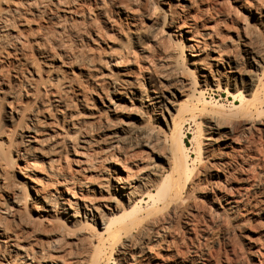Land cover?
<instances>
[{
    "label": "bare ground",
    "instance_id": "obj_1",
    "mask_svg": "<svg viewBox=\"0 0 264 264\" xmlns=\"http://www.w3.org/2000/svg\"><path fill=\"white\" fill-rule=\"evenodd\" d=\"M73 1L0 0V44L9 48L12 46L14 54L18 56L19 51L24 49V38L33 40L40 51L45 68L58 76L59 81L62 76L56 64L61 61L41 48L42 45H49L51 41L38 33L23 37L21 31L29 29L32 25L27 16H40L46 10L51 16L61 13L90 14L89 9L83 5L72 8L70 5ZM231 1L244 10L246 18L254 22L264 21V4L257 2V5H251L246 0ZM164 2L170 18L167 21L165 18L161 20L160 15L154 16L150 18L151 27L163 28L167 24L172 27V32H177L178 37L184 35L187 43L180 46V55L182 58L185 50L189 52L188 61L193 70H186L195 79V84H198L194 86L191 96H185L183 104L170 103L163 90L153 82H148L149 78H146L148 90L142 87L144 85L140 81L144 73L140 72L142 69L139 66H136L138 70L132 69V65L140 61L144 63V68L148 69L147 66L151 67L154 62L150 60V43L142 40L133 24L131 25L134 31L132 30L129 36L130 41L136 43L138 51L126 43L103 36L101 31L97 30V41L104 43L106 47L102 54L99 52L97 56L92 55L87 59L80 54L70 63L60 64L61 67H68L71 73L73 68L88 70L89 79L94 84L102 83L106 86L105 91L100 93L104 95L102 98L96 94L91 95L90 99L84 96L78 100L77 106L66 102L60 94H55L50 106L47 103L42 105L43 110L39 117L33 112L22 115L15 109L14 102H9L11 106H8L4 114L7 120L13 123L22 115L24 122L18 127V131L16 130L23 145L22 150L16 151V156L24 163L22 168L17 169L24 178L25 192L23 190L24 194H12L6 201L0 202V214L6 216L0 218V264H103L108 261L113 247L117 245L123 255L133 259L134 253L129 251L137 249V254L151 253V248L155 245L150 241L158 243L156 239L153 240V234L169 247L173 237L166 235L165 224L172 219L177 203L182 201V183L191 185L192 181L199 177L200 173L195 172V167L203 158L200 143L198 148L196 147L195 159L185 143L184 126L187 117L184 119L183 114L190 112L189 120H195L199 107H204L200 111L208 107L217 109V114L207 117L204 126L206 134L200 139L207 142L206 145L212 144L211 146L223 141L222 145L232 151L240 148L238 136L235 139L228 137L232 129L229 127L230 119L224 115L240 108L259 110L264 105L261 97L254 94L247 99L245 93L256 87L257 81H263L264 85V78L259 80L255 77L264 75V49L258 48L252 40L251 43L246 41L244 44L243 52L256 75H250L243 86L242 72H239V66L235 63L237 60L229 57L223 50L226 48H223L222 43L211 39L216 36V26L203 25V35L211 40L210 44L200 40L198 24L194 23L196 19L192 15L200 9L198 1L163 0ZM146 3L149 7V1ZM103 4L97 5V10L105 18L107 15ZM114 6L120 18L131 23L136 22L132 8L119 3H114ZM173 6L179 7V10L172 12ZM156 8L155 5L150 8L153 15L156 14ZM207 11L208 9L201 10L202 17L199 15L204 21L209 13ZM209 16L211 18V14H208ZM243 29L245 31V28ZM148 39V42H152L151 44L159 50L155 65L171 70L181 79L182 84H189L185 78V67H182L172 49L163 45L164 42L157 35ZM97 41H94L95 44H98ZM208 49L210 55L205 54ZM95 59L98 61L95 64L98 63L103 70L108 71L107 73L105 70L101 71L102 69L94 75L90 72V64ZM17 61L31 65L34 74L39 77L35 64L28 58ZM109 67L114 70H107ZM222 94H227L228 98L232 99L229 105L223 104L221 99L217 98ZM95 95L100 100V109L92 104L91 99ZM73 106L78 109L76 113ZM148 114L156 122L163 123L165 132L154 126L148 127L145 123ZM135 122H141L143 125L133 127ZM197 124L201 129L202 124ZM243 126L247 131L258 128L264 132V121L259 119H247ZM96 130L102 133L100 139L94 138ZM132 136L138 139L136 145L131 144ZM101 141L104 147L95 149ZM7 157L8 153L0 151V165L14 166V162L11 160L9 163ZM99 159L107 162L115 159L119 161L122 169H117L108 185L99 182L97 178L103 176L97 164ZM215 164L224 166L225 162ZM163 165H166L168 170L165 171ZM225 171L228 174L227 170L218 169L214 179L224 178L229 181L230 177ZM245 182L240 186L241 193L229 199L228 209L236 217L246 207L259 212L262 209L261 201L249 199L256 196L258 191H250L252 186L248 188L249 184ZM197 203L194 201L195 206ZM28 207H34L36 214L30 215ZM31 239L32 242H25ZM201 258L199 264H211L209 259ZM254 262L264 264V256H258Z\"/></svg>",
    "mask_w": 264,
    "mask_h": 264
},
{
    "label": "rangeland",
    "instance_id": "obj_2",
    "mask_svg": "<svg viewBox=\"0 0 264 264\" xmlns=\"http://www.w3.org/2000/svg\"><path fill=\"white\" fill-rule=\"evenodd\" d=\"M18 1L24 2L25 0ZM147 1H149V7L146 3ZM197 1L200 9L197 12L194 11L195 13L193 12L194 14L192 13V15L196 19L194 23L198 24L200 40L202 43L206 41L210 44L211 40L205 38L203 35L205 32L204 26L209 24L213 27L216 26L214 28L216 36L211 39L214 42L222 43L223 48H226L223 50L229 54V57L231 59L235 58V61L237 60L234 62L239 66V72H242L241 76L244 86L245 81L248 80L250 75H256L254 68L249 65L247 57L243 52L244 44L253 42V44L256 43L258 48L264 49V21L254 22L246 18L244 10L231 0ZM246 1L251 5L264 4V0ZM102 3L105 5V15H107V18H104L97 10V5ZM114 3L132 8L135 11L136 22L131 23L120 18L116 12ZM81 5L88 8L90 14L62 15L61 13L60 15L51 16L49 11L46 10L40 16L39 14H28L27 18L32 21L31 27L24 30L22 28L19 29L22 30L23 37H27L30 33H38L45 39L50 40L51 43L49 45H42L41 48L55 55L61 62L70 63L80 54L83 58L87 59L92 55L97 56L99 52L102 54L106 50L105 44L97 41V30L101 31L103 36L110 37L120 43H126L135 51H138L136 43L133 40L130 41L131 38L129 36L132 30L134 31V25L137 27L142 40L145 43H150L149 46H151L150 50L152 53L150 60L154 62L151 63V67L147 66L148 69H145L144 63H140V61L132 65V69L138 70L136 66H139L142 69L140 72L144 73L140 81L144 85L142 87L148 90L149 85L146 78H149L148 82H153L163 90L164 96L170 103L183 104L186 99L185 96L192 95L194 86H198V84H195V79L186 70V68L193 70V66L188 61L190 57L189 52L185 50L182 58L180 55V46L187 43L184 35H182L183 39L182 37H178L177 32H172V27L167 24L163 28H160V26L159 28H156V26L154 28L151 27L150 18L152 19L154 16L159 17L160 15L161 20L165 18L167 21L170 18L166 3H163V0H74L70 6L73 8L74 6L79 7ZM154 5L157 7L155 15L151 13L152 6ZM172 5L175 4L172 3ZM206 9H208L207 12L209 13L206 12L207 18L204 21L200 18L202 17L200 13L201 10L206 11ZM178 10L179 7L172 8V12H177ZM198 12L199 14H197ZM208 14H211L212 19L210 16L208 17ZM215 23L218 25H215ZM243 28H245V31ZM154 35H157L164 42L163 45L172 49L182 67H185V73H187L185 78L187 79V83L189 81V84H182L181 79L171 72V70L159 68L156 66L157 64L155 65L159 50H157V46L151 44L152 42H148V38ZM24 40V49H20V55L17 54L18 56L14 54L12 46L9 48L5 44H0V144L2 143L0 151L8 153L9 158H7L9 160L7 161L11 163L12 160L15 164L12 167L0 165L2 166L0 167V202L6 201L12 194L18 192L24 194L25 192L23 188L24 178L17 169V167L22 168L24 163L16 156V151L23 149L17 132L18 127L24 123L21 118L22 113L33 112L34 115L41 116L42 105H46L47 103L50 106L55 94H60L66 102L78 106V100L81 97L86 96L90 99L91 95L96 94L102 98L104 95L100 93L106 89V86L102 83L94 84L89 79L88 70L73 68V73H71L68 67L60 66L61 62H57L56 64L59 74L62 76L58 81V76L53 74L50 69L45 68L43 58L34 41L27 38H24ZM94 41H97L96 43L98 44H95ZM154 50L157 51L155 52ZM210 53L208 49L205 54L210 55ZM152 56L155 60L152 59ZM22 58H28L35 64L39 77L34 74V68L31 65L17 61V59ZM96 59L90 64V72L93 75L96 74V71L100 72V69H102L98 63L95 64V62H98ZM78 66L83 65L78 64ZM111 69L114 70L112 67L107 68V70ZM104 70L106 72V69ZM104 70L102 69L101 71ZM113 75H115V72H113ZM255 77L263 80L264 75H257ZM198 80H200L199 77ZM262 82L257 81L256 87L245 92L247 99H250V96L255 94V96L261 97L264 102V85H262ZM32 93L33 95H31ZM96 95L91 99L92 104L97 109H100L101 103ZM217 98H220L221 102L226 105H229L232 100L228 98L227 94H222V96ZM9 102H14L15 109H18L17 112L22 114L13 123L8 121L4 115L8 106H11ZM199 108L202 109L204 107L201 106ZM200 109L196 113L195 120H189L188 115L190 112L183 114L184 119L187 117V122L184 126V131L186 132L185 143L193 152L192 157L194 159L198 148L197 145L200 143L199 146L202 148L203 158L200 162L196 163L195 167V172L200 173L199 177L192 181L191 185H188L189 183H182L181 196L183 195V199L181 198L182 201L177 203V208L172 219L167 221L166 227L164 226L167 229L166 231L164 228L167 232L165 234L171 236V238L173 237L174 241L172 240L168 247L164 241H160L153 234V240L156 239L158 243L150 241L153 246L155 245L151 248V253L143 255L137 254V249L129 251L130 253H134L133 259H130L128 255H123V251L117 245L113 247L112 254L107 259L111 261H105L103 264H112V262L114 264H199L202 259L201 257L209 259L211 264H254L258 256L259 258L262 255L264 256V132L259 131L258 128L247 131L243 126L247 119L264 121V105L259 110L240 108L226 114L224 113V116L230 119L229 127L232 129V133L228 137L235 139L238 136L237 142L241 145L238 150L234 149L233 151L226 149L222 145L223 141H220L218 145L214 144L211 146L212 144L206 145L207 142L200 139L206 134L204 126L206 125L207 117L218 113L217 109L211 107H208L204 111H200ZM73 110H75V113L78 111L76 106H73ZM146 118L145 123L149 125L148 127L154 126L158 130L165 132L162 122H156L149 114ZM140 123L135 122L133 127L143 125ZM197 123L202 124L201 129L200 126H197ZM100 137H102V133L96 130L94 138L100 139ZM137 141L138 139L132 136L131 144L136 145ZM98 147L103 148L104 143L101 141L96 145L95 149ZM118 162L115 159L111 162L99 159L97 164L102 170H100L102 172L100 174L103 175L97 177L99 182L107 185L111 183V177L115 175L114 173L118 171L117 169L122 170ZM221 162H225L224 166L215 164ZM163 168H165V171L168 170L166 165H163ZM218 169L227 170L229 175L226 174V171L225 174L230 177L229 181H225L224 178L221 180L214 179V174ZM245 181L249 184L248 188L252 186L250 191L257 190L259 194H257L258 196L249 197V199L261 201V208L263 210L261 209L259 212L255 211L254 208L246 207L236 217L228 209L229 199L241 193L240 186ZM194 201L195 203L196 201L198 202L197 207L194 205ZM28 208L30 215L36 214L35 209H33L34 207ZM3 217L6 216L0 214V218ZM159 232L164 234L161 231ZM32 241L33 239L25 240V242Z\"/></svg>",
    "mask_w": 264,
    "mask_h": 264
}]
</instances>
